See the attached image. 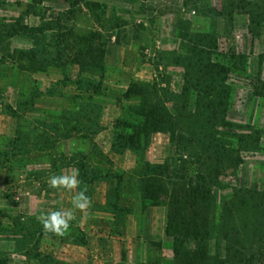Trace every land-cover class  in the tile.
Returning a JSON list of instances; mask_svg holds the SVG:
<instances>
[{
  "label": "rangeland",
  "instance_id": "374dc122",
  "mask_svg": "<svg viewBox=\"0 0 264 264\" xmlns=\"http://www.w3.org/2000/svg\"><path fill=\"white\" fill-rule=\"evenodd\" d=\"M114 37L134 41L140 65L155 74L130 107L155 112L143 128L140 113L112 116L113 150L139 153L116 159L134 161L133 175L114 171V158L101 156V165L150 185L144 199L167 211L172 264H264V0H0V115L14 119L23 108L20 88L58 96L55 107L74 108L84 88L105 94L103 56ZM72 111L61 114L69 133ZM198 178L212 189L206 209L186 200Z\"/></svg>",
  "mask_w": 264,
  "mask_h": 264
},
{
  "label": "crops",
  "instance_id": "0c3cea01",
  "mask_svg": "<svg viewBox=\"0 0 264 264\" xmlns=\"http://www.w3.org/2000/svg\"><path fill=\"white\" fill-rule=\"evenodd\" d=\"M103 62L105 94L84 88L74 108L55 107L58 96H36L32 87L27 92L20 88L17 107L26 101L27 107L19 108L14 119L0 115V263L44 264L47 258L45 264H172V248L166 243V209L146 203L137 172L132 181L113 174L119 169V173L125 170L133 175L134 161L126 165L116 159H134L139 153L127 150L122 155L113 150L112 116L139 114L145 107H130V97H147L155 74L148 65H140L137 44L130 38L114 37L107 42ZM134 83L138 92L127 93ZM121 101L123 108L121 103L116 108ZM66 110H74L70 133L62 130L66 124L61 114ZM51 113L59 117L50 119ZM50 122L53 131L45 128ZM15 135V155L4 166L2 155ZM101 156L114 158L119 165L109 170L101 165ZM74 169L79 170L77 189L69 192L49 186L51 176ZM81 190L89 198V207L74 210L75 218L63 235L45 232L38 217L72 209V197ZM37 251L44 256L42 262L34 258Z\"/></svg>",
  "mask_w": 264,
  "mask_h": 264
},
{
  "label": "clouds",
  "instance_id": "9594fccd",
  "mask_svg": "<svg viewBox=\"0 0 264 264\" xmlns=\"http://www.w3.org/2000/svg\"><path fill=\"white\" fill-rule=\"evenodd\" d=\"M79 170L74 169L69 174L53 175L49 178V186L54 189H63L72 192L80 185ZM72 209L67 211L53 210L42 213L38 219L45 232L63 235L71 226L75 218L74 210L84 211L89 207L90 201L84 190L76 192L72 197Z\"/></svg>",
  "mask_w": 264,
  "mask_h": 264
},
{
  "label": "trees",
  "instance_id": "16d2710c",
  "mask_svg": "<svg viewBox=\"0 0 264 264\" xmlns=\"http://www.w3.org/2000/svg\"><path fill=\"white\" fill-rule=\"evenodd\" d=\"M138 92V89H129L127 93L129 92ZM154 109H142L140 111V114L142 116H144L146 118V121H144L145 123H142V128L144 126H150L151 124L149 123L150 119L149 118V115L155 111H153ZM141 129V128H140ZM125 142V141H124ZM138 142V139L137 137H131L130 141H129V144L132 145V144H137ZM129 145V146H130ZM123 147H126L127 145H122ZM201 178V177H199ZM199 178L197 179L198 181L195 183L194 187H189L187 192L188 193V198L186 199L188 202H190L191 205H194V206H197V207H202L204 209L207 208L208 206V200L210 198V195H211V188L210 187H207L206 186V183H204L203 180H199ZM141 184V191H142V194H143V198L145 197V192L149 191L150 190V185L146 184V183H142L140 182ZM162 185L160 184L158 186V188H161ZM181 187V186H180ZM179 190H182L179 189ZM177 191H174L173 193V201H171L170 203V213L168 215V224H167V232H169L170 234V229L172 226L174 225H177L178 222L176 221V218L174 217V207H173V203H174V196L176 195ZM260 200H264V193L261 194V196L259 197ZM261 205L263 206V209H264V201L261 203ZM194 220H198L197 218H195ZM183 230L185 231L186 234H189V231L190 229L188 227H185L183 228ZM187 230V231H186ZM264 254V253H263ZM261 260H260V264H261Z\"/></svg>",
  "mask_w": 264,
  "mask_h": 264
}]
</instances>
